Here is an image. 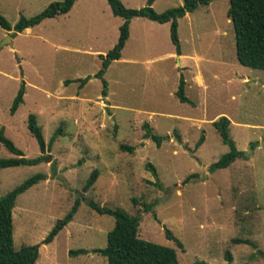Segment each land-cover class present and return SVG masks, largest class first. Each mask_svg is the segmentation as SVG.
<instances>
[{"label": "rangeland", "instance_id": "1", "mask_svg": "<svg viewBox=\"0 0 264 264\" xmlns=\"http://www.w3.org/2000/svg\"><path fill=\"white\" fill-rule=\"evenodd\" d=\"M59 1L0 0V16L10 27L0 29V130L29 159L39 149L26 129L28 115L35 116L45 146L58 131L41 164L0 169V197L35 174L47 178L14 202L13 249L39 245L78 200L72 220L52 244L39 246L37 264H106L90 250L105 247L113 218L96 213L88 202L137 217V237L174 249L178 264H262L264 71L237 63L228 0H213L177 20L179 49L189 56L180 67L170 56L168 24L131 19L119 59L102 76L106 99L94 76L99 56L116 43L122 23L106 0H76L65 15L20 33L12 30L20 17L30 18ZM118 1L137 10L147 0ZM181 1L154 0L150 8L161 13ZM192 74H199L203 90L196 89ZM179 76L192 105L174 95ZM21 83L22 103L10 115ZM221 116L245 157L210 172L227 151L211 126ZM143 124L161 138L159 146L143 139ZM249 143H254L251 152ZM14 157L0 145V159ZM92 171L97 177L83 192ZM165 230L181 242L183 252ZM233 239L251 245L233 244ZM77 249L87 253L68 256Z\"/></svg>", "mask_w": 264, "mask_h": 264}, {"label": "trees", "instance_id": "2", "mask_svg": "<svg viewBox=\"0 0 264 264\" xmlns=\"http://www.w3.org/2000/svg\"><path fill=\"white\" fill-rule=\"evenodd\" d=\"M76 0H61L47 5L41 12L30 17H20L13 26L15 33L38 25L45 19H51L66 14ZM154 0H147L146 6L140 9L125 8L118 0H106L107 6L114 17L122 20L118 28V36L113 47L100 58V69L95 74V78L101 80V96H106V85L102 76L108 65L120 57V52L128 37L129 22L133 18H144L157 24H168L169 41L174 48L175 53L179 54V42L177 38V20L185 14L193 12L198 6H206L213 0H182L181 5L175 8L165 10L161 13H155L150 8ZM227 18L230 20L234 37V55L237 63L245 68L264 71V0H228ZM0 29L10 31L7 22L0 16ZM23 83L20 84L11 105L9 114L12 115L17 107L22 103ZM179 103H192L184 95V81L179 76L176 91L174 93ZM211 126L218 135L221 143L227 147V151L222 154L217 161L212 163L208 170H220L228 167L235 160L244 158L243 152L237 151L234 143L228 136L229 121L221 116L211 122ZM144 129L143 139H149L156 146H159L161 138L150 133L146 124L142 125ZM26 129L35 139L40 155L35 158H25L21 151L14 147L12 142L4 137L0 130V145H2L14 158L0 159V169L13 168L19 166H35L44 161V153L49 149V144L53 142L58 131L51 137L49 144L45 146L40 128L36 124L35 116L28 115L26 119ZM203 138L200 136L195 146L198 147ZM121 150L131 152L132 148L126 145L120 146ZM250 152L254 149V143H249ZM250 152L248 154H250ZM155 176L154 169L146 165ZM97 172L92 171L82 187L85 192L94 183ZM192 178L188 176L185 181ZM45 179L44 174H35L24 182L13 188L11 191L0 197V264H35L38 257V248L41 245L49 244L53 238L63 229L71 220L76 212L78 200L74 202L70 210L61 219L57 220L52 229L35 246H21L18 250L13 249L12 244V218L11 210L17 196L21 195L38 182ZM88 207L98 214H105L113 218L112 228L106 233V244L103 249L90 250L93 254H99L105 258L106 264H178L175 251L172 248L157 245L151 242L141 240L137 237L138 218L128 217L116 211H111L105 207H99L93 202H88ZM151 206L146 207L150 210ZM166 238L183 252V246L179 240L165 230ZM233 244H248L246 240L233 239ZM83 249L69 250L68 256L74 257L86 254ZM262 264H264V253H260ZM224 258L230 262V254L225 252Z\"/></svg>", "mask_w": 264, "mask_h": 264}, {"label": "crops", "instance_id": "3", "mask_svg": "<svg viewBox=\"0 0 264 264\" xmlns=\"http://www.w3.org/2000/svg\"><path fill=\"white\" fill-rule=\"evenodd\" d=\"M72 7V6H71ZM68 13V12H67ZM66 13V14H67ZM65 15V14H64ZM61 16V15H60ZM42 22V21H41ZM170 56H174V58H175V60H176V65L178 66V67H180V66H183L182 64H184L183 63V61L185 60V59H187V58H189V56H187V55H185V54H182L181 53V51H180V49H179V54L177 55L176 53H175V51L172 53V54H170ZM192 59L195 61V62H197V60H198V58H196L195 56H192ZM187 67H183V68H181V71H183V72H187ZM252 70H254V69H252ZM257 71H260V70H257ZM193 75V74H192ZM191 75V79L192 80H194V82H195V86H196V89H200V90H203V85H202V82H201V80H200V76H199V74H194L193 76ZM183 79V78H182ZM183 81H184V79H183ZM243 81H247V79L246 78H243ZM191 82V81H190ZM178 84V83H177ZM184 87H185V82H184ZM264 87V81L261 83V88H263ZM177 88V87H176ZM175 91H176V89H175ZM175 91H174V93H175ZM104 99H106V96L104 97ZM188 99V98H187ZM189 100V99H188ZM190 101V100H189ZM191 102V101H190ZM182 104H186V103H182ZM39 155H40V153H39ZM38 155V156H39ZM41 164V163H40ZM39 165V164H38ZM36 166V165H35ZM46 178V177H45ZM47 179V178H46ZM42 181H45V180H42ZM33 187V186H32ZM64 228V227H63ZM63 230V229H62ZM61 230V231H62ZM60 232V231H59ZM58 232V233H59ZM54 239V238H53ZM12 242H13V240H12ZM52 242H53V240L49 243V244H47V245H50V244H52ZM47 245H41L40 247H43V246H47ZM38 253H39V250H38ZM67 253H68V251H67ZM38 258V257H37ZM37 261L38 260H36V262H35V264H37Z\"/></svg>", "mask_w": 264, "mask_h": 264}, {"label": "water", "instance_id": "4", "mask_svg": "<svg viewBox=\"0 0 264 264\" xmlns=\"http://www.w3.org/2000/svg\"><path fill=\"white\" fill-rule=\"evenodd\" d=\"M49 160V159H48Z\"/></svg>", "mask_w": 264, "mask_h": 264}]
</instances>
